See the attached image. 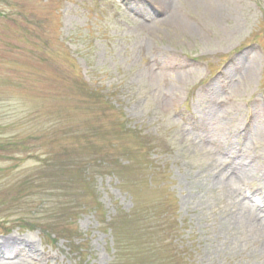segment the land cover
<instances>
[{
	"label": "rangeland",
	"instance_id": "rangeland-1",
	"mask_svg": "<svg viewBox=\"0 0 264 264\" xmlns=\"http://www.w3.org/2000/svg\"><path fill=\"white\" fill-rule=\"evenodd\" d=\"M9 1L18 27L0 29L26 25L37 46L11 54L14 74L37 73L0 79V138L14 142L0 154V241L37 250L0 264H114L118 241L124 264H174L140 246V218L168 208L191 264H264V189L246 193L264 186V0ZM72 157L104 173L55 167ZM40 181H68L85 207L41 198ZM41 199L60 212L36 221L46 232L22 226Z\"/></svg>",
	"mask_w": 264,
	"mask_h": 264
},
{
	"label": "trees",
	"instance_id": "trees-1",
	"mask_svg": "<svg viewBox=\"0 0 264 264\" xmlns=\"http://www.w3.org/2000/svg\"><path fill=\"white\" fill-rule=\"evenodd\" d=\"M0 3H3L4 6H0V21H7L14 23L18 27V19L17 15H21V10L17 9L16 6H14L13 3H11L9 0H0ZM21 17V16H20ZM25 21H28L25 19ZM26 25L23 27L25 28ZM21 28V29H23ZM10 29H14L10 27ZM19 29L17 32L16 30L6 33L5 31L2 32L0 29V46L3 45L2 50L0 51V79L2 77H5L7 81L14 80L15 82L24 85L27 81L28 84H34L36 80L34 79V75L37 73L34 70H24L22 76L17 77L14 73H16L19 69L17 66L18 62L16 60H12L11 54L15 51H21L25 50L26 48L29 49V51H35L37 50L36 44L32 41V37L30 36L32 34V31L30 29H24L23 32H21ZM15 32V33H13ZM10 34H13L14 37H12ZM3 40V41H2ZM26 47V48H24ZM17 56H19L17 54ZM85 83V82H84ZM85 86H89V83L86 82ZM87 91L89 90L92 97H98V95H103L101 93V90L97 88H88L86 87ZM106 96V95H104ZM5 123L4 118H0V135L2 136L5 131ZM0 136V137H1ZM8 137L0 138V154L2 156V153H4L7 149V147L11 146V144H14V142H11L9 140H6ZM94 153L98 152L97 150L92 151ZM105 161V160H104ZM72 166V170H76V168H79L81 171H83L85 174L84 176H87L88 178H91L90 176L95 175H101L104 173V165L103 160L99 159H93L89 157H72L66 160V162H63V164L57 163L55 164V167H67ZM87 178V179H88ZM42 180H44L42 178ZM50 181H40L39 185L41 186V191L38 192V195L42 198L43 195H47V190H53L55 195L61 199L64 203H68V205L71 206V208L75 211L78 209H81L85 207V204H82L81 199L82 196L77 194H72L69 190V184L68 181H53L50 182V184L53 186L51 187L49 185ZM39 207H37L36 210H28L29 215L25 214L22 220L26 221L25 227L36 229L40 228L43 230V232H46L45 227L42 225H39L36 221L38 219L42 220V224H47L48 222L58 219L57 215H60L57 210L51 209L49 202L45 201V199H41L39 203ZM43 210L42 215H39V212L37 210ZM156 210V208H155ZM174 212L173 209L168 208V212H156L153 211L149 214H145L142 218L139 220V229L141 232L140 237V246L146 249L147 253L150 255V258L152 260V263H154L156 259V252L161 251L162 247H166L169 251L166 255L167 260H172V263L174 264H191V258L189 253L186 251L188 250L186 247V243L180 239L181 238V231L182 228L179 224L176 223L175 218L173 221H171L170 216ZM45 221V222H44ZM62 233H65L66 231L62 228ZM69 236V233L67 234ZM131 249L132 252L135 251V245L130 240ZM116 254L113 260L114 264H124V247L120 241L116 243ZM165 256V255H164ZM132 264H144V263H135ZM145 264H151L150 261H147Z\"/></svg>",
	"mask_w": 264,
	"mask_h": 264
},
{
	"label": "bare ground",
	"instance_id": "bare-ground-1",
	"mask_svg": "<svg viewBox=\"0 0 264 264\" xmlns=\"http://www.w3.org/2000/svg\"><path fill=\"white\" fill-rule=\"evenodd\" d=\"M171 19L174 23L183 24V21L180 20L181 18H179L177 14L172 15ZM186 24L189 25V23L187 22ZM260 180L264 181V176H262ZM263 189L264 186H260V190L259 188L258 189L249 188L246 190V193L250 198H252L251 196H255L259 194V192H261ZM36 250H37V245L34 242L21 239L15 236L8 237L0 241V254L3 256L12 257V256H16L17 254L28 253L29 251L36 252Z\"/></svg>",
	"mask_w": 264,
	"mask_h": 264
}]
</instances>
